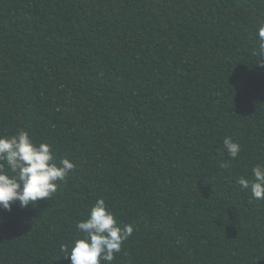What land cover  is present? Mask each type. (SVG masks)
I'll list each match as a JSON object with an SVG mask.
<instances>
[{
  "label": "trees",
  "instance_id": "16d2710c",
  "mask_svg": "<svg viewBox=\"0 0 264 264\" xmlns=\"http://www.w3.org/2000/svg\"><path fill=\"white\" fill-rule=\"evenodd\" d=\"M262 16L264 0H0V135L75 165L48 200L0 209V264H70L98 198L134 226L111 264H264V200L237 183L264 164Z\"/></svg>",
  "mask_w": 264,
  "mask_h": 264
},
{
  "label": "clouds",
  "instance_id": "9594fccd",
  "mask_svg": "<svg viewBox=\"0 0 264 264\" xmlns=\"http://www.w3.org/2000/svg\"><path fill=\"white\" fill-rule=\"evenodd\" d=\"M256 35L258 46L254 55L264 58V16L257 21ZM223 144L235 159L240 145L231 137H225ZM74 167L68 158L57 162L52 145L37 144L24 129L11 136L0 135V209L10 211L16 202L24 208L48 200L57 191L58 182ZM237 183L242 191L250 189L253 199L264 200V164L252 167L251 179L241 176ZM76 228L80 235L73 240L70 252L67 246L61 248L70 264H111L134 231L133 225L116 219L103 198L94 202L88 218L78 221Z\"/></svg>",
  "mask_w": 264,
  "mask_h": 264
}]
</instances>
